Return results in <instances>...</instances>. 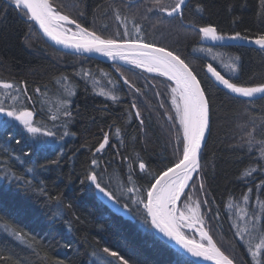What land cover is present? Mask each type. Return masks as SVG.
<instances>
[{
  "label": "trees",
  "instance_id": "16d2710c",
  "mask_svg": "<svg viewBox=\"0 0 264 264\" xmlns=\"http://www.w3.org/2000/svg\"><path fill=\"white\" fill-rule=\"evenodd\" d=\"M136 1L50 3L102 38L125 41L124 35L118 36L124 33L114 15L118 9L128 17V24L134 18L140 25L137 37L129 35L131 40L142 39L178 54L197 74L210 97L212 129L201 159L207 195L196 191L193 199L209 201L202 209L217 246L234 256L237 264H253L247 246L251 244L255 250L264 233L243 232L242 241L233 226L247 225L257 197L264 201V188H255L264 180L260 145L254 144L249 151L242 139L253 121L257 124L256 140L261 139L264 98L251 102L232 97L209 77L207 66L212 64L231 82L254 87L264 83V51L242 46L208 47L197 28L213 26L225 37L240 32L254 39L264 34L260 0H189L182 19L160 11L147 12V8L155 7L153 0ZM174 1L161 3L171 5ZM6 4L7 0H0V9ZM80 11L85 14L80 16ZM25 21L22 14L11 8L6 15L0 13V80L16 82L18 86L20 81H27L32 100L29 102L21 95L14 102L3 96L2 89L0 98L6 105L16 103L18 108L35 112L34 125L50 129L56 136H41L49 140L51 147L24 156L29 144L19 130L22 126L10 125L0 131V255L10 258L8 264H119L117 258L104 252L108 248L129 264H195L185 256L178 257L176 250L158 239L135 206L130 205L131 210L126 211L129 218L113 213L98 199L97 189L86 178L93 171L102 177L103 185L120 199L122 208L129 194L121 186H131L127 183L130 170L142 194L151 180L147 172H140L139 161L146 164L148 172L157 175L175 163L179 125L173 127L167 119L175 113L171 87H165L174 85L163 77L117 65L116 69L141 90L137 93L124 86L110 64L51 48L41 39L35 25L31 22L30 28ZM85 72L100 73L99 81L96 80L100 86L95 80L86 79ZM64 85L75 92L71 117L63 115V101L69 99ZM37 87L42 89L41 94L35 92ZM101 93H110L117 99L113 101ZM137 110L143 125L136 118ZM53 115L59 118L53 121ZM0 119L9 118L0 114ZM66 131L69 135L65 136ZM105 133L109 134V144L96 152ZM16 138L21 139L20 144L15 143ZM249 169L256 171L245 176ZM196 187L199 188V179ZM249 188L253 192L249 193ZM243 195L250 197L248 205L244 204ZM240 209L249 211V216L241 221ZM261 252L264 259V249Z\"/></svg>",
  "mask_w": 264,
  "mask_h": 264
},
{
  "label": "snow or ice",
  "instance_id": "6c2138e0",
  "mask_svg": "<svg viewBox=\"0 0 264 264\" xmlns=\"http://www.w3.org/2000/svg\"><path fill=\"white\" fill-rule=\"evenodd\" d=\"M153 4L155 7L147 8V12L155 10L164 12L169 17L179 16L181 19L183 18L182 13L185 0H176L171 5H164L161 3V0H153ZM260 4L261 12L259 16L264 20V0H260ZM76 7H78V4ZM9 8L22 14L26 18L25 22L29 23L30 28L33 26L31 22L39 25L44 35L55 41L57 45H64L66 48H72L76 52H96L113 60H125L136 68L166 77L167 81L172 82L174 87L171 85H165V87H171V105L175 115L169 114L167 119L172 122L173 127L177 123L179 125L176 129L175 151L177 159L174 164L162 170L158 175L148 172L146 164L143 161H139L140 172H147L151 176V180L148 181V187L143 189L142 194L141 188H138L132 179V172L130 170L127 183L131 186H121V190L129 194L127 197L128 202L123 203L122 208L125 211H129L131 210L130 205L135 206L137 213L142 216L145 224H150L151 228L156 230L157 233L163 234L169 241H174L179 246V249L183 250L177 251L178 257L182 258L184 253H188L192 257L202 258L205 261H213L214 264H237L236 258L222 251L214 242L210 231L204 227L206 221L202 208L207 207L209 201L207 199L203 201L193 199L196 191L207 195L204 191V179L201 175V149L206 140V135L211 132L210 97L207 95L206 89L202 87L201 81L193 69L178 54H174L163 47H157L151 43L144 42L142 39L131 42L104 39L96 31L82 26L76 18L62 13L60 9L50 3V0H7V4L4 8L0 9V13L6 15ZM78 14L83 16L85 13L80 11ZM114 15L115 19L120 21L125 29L123 35L127 36L128 17L122 16L118 9L114 10ZM130 22L136 31L139 32L140 25L136 20L133 18ZM65 25H74L75 31L72 28L65 27ZM105 27L107 26L105 25ZM199 32L206 37L211 35L212 39L220 41L225 39L233 41L249 40L248 36H244L240 32H236L234 35L228 37L218 35L217 29L213 26L201 27ZM251 42L264 49V34L258 35ZM229 67H231L233 72L236 71L234 66ZM207 72L211 73L212 77L220 85H223L225 89L233 94L246 98H252L254 94H261L264 97V83L254 87L238 85L231 82L230 79H226L212 64H208ZM84 75L88 74L85 73ZM121 77L124 85L140 93L141 90L136 88L128 78L123 77V74H121ZM19 84L20 86L16 82L0 80V89L4 90L3 96L16 102L23 95L27 101L31 102L32 97L29 95L27 81H20ZM35 92L41 94L42 89L37 87ZM101 94L113 101L117 99L115 95L110 93ZM67 95L69 99L64 100L62 104L63 115L71 117L73 115L71 98L75 96V92L68 91ZM132 107L136 108L137 106L133 103ZM160 107L163 108L164 105L161 104ZM0 114L9 118L0 119V131L6 130L10 125L16 127L22 126L19 130L24 133V138L27 139L29 144L28 150L23 152L24 156H31L33 153L39 154L51 147L49 140H44L40 137L52 138L56 136V133L42 126H35L33 123V111L28 110L26 107L18 108L16 103L6 105L4 99L0 98ZM135 115L140 120L141 125H143L144 121L139 110L136 111ZM58 118L57 115L51 117L53 121ZM13 122H18V125H14ZM259 134L261 139L257 141V124L253 121L251 130H247L246 128L242 139L249 145V151H251L254 144H259V159H264V121H261L259 125ZM64 135H69V133L66 131ZM11 139L13 137H9V140ZM15 143L20 144L21 139L16 138ZM108 144L109 134L105 133L103 141L99 143L95 151L101 152ZM52 163H58V161H52ZM92 163L95 165L96 160L94 159ZM253 171H256V169H249L245 173V176L252 175ZM86 178L95 186L99 193H102L107 200L112 202L117 212L121 211L120 199L103 185L102 177H99L93 171ZM198 179L199 188L197 189ZM255 188L257 191L264 188V180H261L260 184L256 185ZM248 192H253V189L249 188ZM57 200H59L58 197ZM249 201L250 197L243 195L244 204L248 205ZM256 204L257 206L251 209V219L245 228H241L239 225L233 226L237 229L236 235L240 236L242 241L244 240L243 232L251 234V230L264 233V228H261V217H264V201H261L257 197ZM140 206L143 208L142 213L140 212ZM240 212L242 213L240 219L249 216L247 209H240ZM185 229L194 230L193 236L198 234L199 239L187 235L184 231ZM261 249H264V238H261L260 242L255 245V250H253L251 244L247 246V250L253 258V264H264V259H261ZM104 252L111 257L117 258L119 264H129L116 251L104 248ZM9 259L7 256L0 255V261H4V264H8Z\"/></svg>",
  "mask_w": 264,
  "mask_h": 264
},
{
  "label": "water",
  "instance_id": "95a60500",
  "mask_svg": "<svg viewBox=\"0 0 264 264\" xmlns=\"http://www.w3.org/2000/svg\"><path fill=\"white\" fill-rule=\"evenodd\" d=\"M189 3V0H185V5H184V8H183V11L184 9L186 8V6L188 5ZM183 14V13H182ZM35 27L37 28L38 32L40 33V35L42 36V38L45 40V42L50 45L52 48L62 52V53H66V54H69V55H73V56H79V57H86V58H91V59H95L99 62H102V63H106V64H110L112 66V68L115 70L118 78L120 79V81L123 83V79L121 77V72L119 70L116 69V66L119 65V66H127V67H134L133 65L127 63L125 60H120V59H116V60H113L107 56H104L100 53H96V52H91V53H88V52H76L74 49L72 48H66L64 45H57L55 43V41L51 40L50 38H48L47 36L44 35L43 31L39 28V25L35 24V22H32ZM67 27L68 26H72V27H75L74 25H66ZM190 27V26H188ZM196 29V28H195ZM197 31H199V28H197ZM218 34V33H217ZM202 37H203V43L208 46V47H213V46H220V47H233V46H242V47H249V48H257V49H260V50H263L264 49H261L259 47V45H256L255 43H252L251 40L253 39H249V40H228V39H225V40H214L212 39L211 35L209 36H204V34H202ZM219 35V34H218ZM228 37V36H227ZM118 42H123V41H120V40H117ZM133 40H130L129 42H131ZM154 46H157V45H154ZM157 47H160V46H157ZM166 49V48H165ZM168 50V49H166ZM174 53V52H173ZM175 54V53H174ZM136 68V67H134ZM138 70H141L143 72H146L144 71L143 69H140V68H137ZM150 75H153V76H158L156 75L155 73H149V72H146ZM195 73V72H194ZM208 73V72H207ZM196 74V73H195ZM209 77L216 83V85L221 88L222 90L226 91L227 93H229L232 97L234 98H240V99H243V100H246V101H257V100H260V99H263L264 97L261 96V94H254V96L252 98H246V97H240L236 94H233L231 92H229L227 89H225L223 87V85H220L219 82H217L215 80L214 77H212L211 73H208ZM123 77H125L123 75ZM162 77V76H160ZM166 79V77H163ZM199 79V78H198ZM227 79V78H226ZM200 80V79H199ZM172 83V82H171ZM124 84V83H123ZM202 84V83H201ZM124 86H127V85H124ZM202 87L204 88L203 84H202ZM31 111V110H30ZM34 115H33V119L34 117L36 116V113L33 112ZM18 124V122H16ZM211 129H212V114H211ZM211 133V132H210ZM209 137H210V134H207L206 135V140L204 142V144L202 145V149H201V159H202V155L204 153V150L207 146V143H208V140H209ZM187 191V190H186ZM97 196H98V199L105 205L107 206L113 213L115 214H119V215H124L125 217L129 218V215L124 211L122 210L121 208V211L117 212L115 210V206L112 204L111 201L107 200L106 197L103 196L102 193H99L98 190H97ZM153 233L155 234V236L160 239L162 242H164L165 244L169 245L170 247H172L174 250L178 251L180 250L179 249V246L175 244L174 241H169L167 237H164L163 234L161 233H157L156 230L152 229ZM189 231H194V230H189ZM198 235V234H197ZM215 242V241H214ZM180 251H183V250H180ZM184 256L186 258H188L189 260H191L193 263L195 264H214L213 261H205L203 260L202 258H197V257H192L190 254L188 253H184Z\"/></svg>",
  "mask_w": 264,
  "mask_h": 264
},
{
  "label": "rangeland",
  "instance_id": "374dc122",
  "mask_svg": "<svg viewBox=\"0 0 264 264\" xmlns=\"http://www.w3.org/2000/svg\"><path fill=\"white\" fill-rule=\"evenodd\" d=\"M176 2V0L174 1V3ZM166 14V13H165ZM65 27H66V25H65ZM69 28H72V30L73 31H75V27H69ZM124 29V28H123ZM127 30H128V35L127 36H125V38H126V40L125 41H130L131 39H130V37H129V35H131L132 34V36L133 37H137V35L139 34V32H137L136 31V29L133 27V24H127ZM123 31H125V29L123 30ZM123 35V33H119V35L118 36H122ZM34 36V35H33ZM41 36V35H40ZM41 39L45 42V40L42 38V36H41ZM136 40H137V38H135ZM46 43V42H45ZM47 44V43H46ZM48 45V44H47ZM50 46V45H49ZM51 47V46H50ZM52 48V47H51ZM54 49V48H53ZM56 50V49H55ZM64 54H66V53H64ZM79 57V56H78ZM86 58V57H85ZM85 73H87L88 75H85V77H86V79H88L90 82H91V80H92V82H93V80H95V82H96V80H98L99 81V79H98V77H97V75H100V73H96L95 75H93V74H91L90 72H85ZM97 83V85H99L100 86V84H99V82H96ZM65 86V85H64ZM64 90H65V92H67L68 90H70L67 86H65L64 87ZM63 90V91H64ZM68 96V95H67ZM34 123V122H33ZM202 213H203V216H204V212H203V209H202ZM204 219H205V221H206V218H205V216H204ZM239 219H240V217H239ZM240 221H241V219H240ZM245 222V221H244ZM239 225V224H238ZM241 228H245L247 225H245V224H243V225H239ZM204 227L207 229V221H206V223H205V225H204ZM185 231V233L187 234V235H189L190 237H192V238H195V239H199V236L198 235H195V236H193V232H190V231H188V230H184Z\"/></svg>",
  "mask_w": 264,
  "mask_h": 264
},
{
  "label": "bare ground",
  "instance_id": "6f19581e",
  "mask_svg": "<svg viewBox=\"0 0 264 264\" xmlns=\"http://www.w3.org/2000/svg\"><path fill=\"white\" fill-rule=\"evenodd\" d=\"M188 26H190V27H191L192 25H188ZM193 28H194V27H193Z\"/></svg>",
  "mask_w": 264,
  "mask_h": 264
}]
</instances>
